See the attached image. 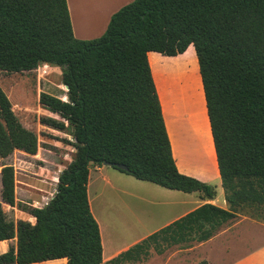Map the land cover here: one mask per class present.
Instances as JSON below:
<instances>
[{"label":"trees","instance_id":"1","mask_svg":"<svg viewBox=\"0 0 264 264\" xmlns=\"http://www.w3.org/2000/svg\"><path fill=\"white\" fill-rule=\"evenodd\" d=\"M190 45L228 209L205 203L112 264L146 258L162 242L159 254L205 242L238 208L264 210V0H133L91 40L73 36L66 0H0V71L62 68L66 100L41 93L39 103L63 120L47 124L67 129L75 150L46 205L27 210L34 224L8 220L0 204V241L16 239L15 250L0 253V264H101L87 194L91 166L109 163L138 181L215 197L214 187L176 166L147 58L149 52L175 57ZM37 148L36 135L21 125L0 88V158L14 151L35 155ZM0 185L1 201L13 206L12 166L3 165Z\"/></svg>","mask_w":264,"mask_h":264},{"label":"rangeland","instance_id":"2","mask_svg":"<svg viewBox=\"0 0 264 264\" xmlns=\"http://www.w3.org/2000/svg\"><path fill=\"white\" fill-rule=\"evenodd\" d=\"M149 61L159 88H163V80L164 83L165 81L168 83L165 88L169 89L171 108L173 106L177 110V120L172 130V146L179 170L214 187L216 202H224L227 205L217 172L193 48L189 47L185 53L176 58L151 54ZM61 74L62 68L58 66H39L32 71L15 74L0 71V88L7 96L13 113L21 125L33 132L38 140L35 155L14 151L7 158H0V171L3 165H10L14 172L13 206L3 203L0 198L7 219L14 223L22 220L34 224V218L27 213V210L46 205L56 191L58 175L71 161L75 152L72 145L74 140L69 135V131L67 129L59 131L47 124L51 119L59 122L63 120L57 114L42 108L39 103L41 93L66 100ZM194 94L200 104L202 118L196 117L194 108L188 105L190 101H194ZM200 120L204 121L205 134L199 128ZM118 180L127 193L121 194L115 190L120 184ZM140 184L147 187L138 191L136 186ZM152 187L158 188L148 183H140L111 167H102L100 172L93 173L88 194L93 216L98 219L102 227L106 246L105 257L109 256L110 251L122 252L139 243L136 242L135 237L140 235V226L147 227L157 222L151 215L156 212V206L146 203V200L158 201L150 191ZM174 194L184 196V193L174 192ZM166 201L175 205L170 206L169 218L182 212L183 208L178 204L182 199L171 197ZM235 218L232 223L237 220H243L245 223L237 229L241 230L240 238L227 243L229 248L224 255L225 258L238 255L245 248L253 249L256 245L264 244V210L244 206L238 208ZM246 222L255 224L250 225ZM15 245V238L8 240L4 242L3 247L0 245V252L15 250ZM164 245L163 242L157 246L152 245L148 249L146 258L123 264H176L174 259L167 262V256L177 250H180V258L183 259L184 264H194L201 251L196 247L197 242H190L174 245L160 254L157 253V248ZM167 251L170 253L167 254ZM217 252L218 255L224 254L219 250ZM214 258L219 260L216 256Z\"/></svg>","mask_w":264,"mask_h":264},{"label":"crops","instance_id":"3","mask_svg":"<svg viewBox=\"0 0 264 264\" xmlns=\"http://www.w3.org/2000/svg\"><path fill=\"white\" fill-rule=\"evenodd\" d=\"M132 0H66L67 3V8L69 11V17H70V22H71V27H72V32L73 36L76 39L79 40H91L95 39L97 37H100L106 30L108 22L110 20L111 15H113L115 12H117L122 6L127 5L130 3ZM189 47H192L190 45ZM151 54H157L160 56H163L159 53L155 52H149L147 54L148 58V63L151 69L152 77L155 83V87L157 90V94L159 97V101L161 104V109H162V114L163 118L165 121V126L167 129V133L170 139L171 143V149H172V154L173 158L174 157V149L172 146V134L175 127V121L177 120V110L176 107L174 108L171 105L170 107L167 106V103L164 101V90H165V83L163 80V88L161 89L158 86L157 80L155 79L154 72L152 70L150 61H149V56ZM179 56V55H177ZM175 57H167V58H176ZM41 66H48V65H41ZM162 90V91H161ZM171 100V98H170ZM168 99V103L170 102ZM185 101V100H183ZM176 163V160H175ZM177 166V164H176ZM106 167V166H102ZM102 167H97V166H91L89 170V180H88V185H87V194L89 193V188H90V183H91V178L93 173H98L102 170ZM178 168V166H177ZM179 170V168H178ZM180 173L182 171L179 170ZM184 174V173H182ZM134 179V178H133ZM138 181V180H137ZM120 183L121 181L118 180ZM140 183H148L151 185H154L149 182H144V181H139ZM144 184H140L137 187V190H144L145 187L147 186H142ZM158 188H150V191H152L155 195V197L158 199L157 202L149 201L146 200V203L151 205V206H156L157 209L154 214H151L153 216V220L157 222H153L147 227L145 226H140V235L135 237L136 242H140L150 235L160 231L161 229L165 228L175 220L181 218L182 216L186 215L187 213L193 211L194 209L198 208L199 206L205 204V203H210L212 205H215L219 208L228 209V205H226L224 202L217 203L216 198L214 197L212 200H207L205 198H202L201 194H195L194 193H184V196H179V194H174L175 193H183L180 191H175V190H169L165 188H161L157 185H154ZM122 187V184L120 183L118 187H115V190L118 193L124 194L127 193ZM171 197H179L182 199V201L178 204L182 206V212L174 215V217H168L170 215V206H175L173 204H170L168 201L169 198ZM88 200H89V194H88ZM89 205L92 213V208H91V203L89 200ZM186 208V209H185ZM93 215V213H92ZM94 217V216H93ZM166 218V219H165ZM236 219V218H235ZM95 220L98 223L99 226V231H100V238H101V245H102V262L101 264L104 263H111V259L119 255L120 253L126 251L127 249L123 250L122 252H115L112 253L111 251L108 252L109 256L105 257V239L103 238L102 234V227L100 225V222L98 219L95 217ZM233 220L226 222L223 224L219 230L207 241L198 243L199 249H201L199 255H197L198 259L194 264H197L200 261H206L208 264H264V244L263 245H256L255 248L253 249H243L241 253L238 255H233L230 258H225V253H227L229 246L227 243L231 240H238L241 235V230L238 231L237 229L245 223L243 220H237L236 222H233ZM249 223L250 225H253L255 223L253 222H246ZM137 230V229H135ZM8 241V240H7ZM1 242H6V241H1ZM1 246L4 244H0ZM3 247V246H2ZM172 247V246H171ZM170 248V247H169ZM168 249V248H167ZM222 251L224 252L223 255H218L217 251ZM226 251V252H225ZM216 252V254H214ZM3 253V252H0ZM170 252L167 251V254ZM218 258L219 260L215 259ZM172 259L175 260L174 263L176 264H184L183 259L180 258V250H177L176 252H173L171 255L167 256V262H170ZM221 259V260H220ZM56 261V264H66V259H59V260H52ZM50 262V261H47ZM133 262V261H130ZM137 262V261H135ZM44 263V262H42ZM126 263V262H124ZM41 264V263H37ZM123 264V263H121ZM147 264V263H146Z\"/></svg>","mask_w":264,"mask_h":264},{"label":"bare ground","instance_id":"4","mask_svg":"<svg viewBox=\"0 0 264 264\" xmlns=\"http://www.w3.org/2000/svg\"><path fill=\"white\" fill-rule=\"evenodd\" d=\"M167 84L168 83L165 81V86L166 87L168 86ZM164 97H165V102L167 103V106L170 107L171 102L168 103V99H169V89L168 88H165V90H164ZM193 99H194V101H190V103L188 105H189V107L194 108V110H195L194 115H196V117L202 118V110H201V107H200L199 102L196 99V95L195 94L193 95ZM191 100H192V97H191ZM199 128H200L201 132L203 134H205L204 133V130H205L204 121L202 122L200 120V122H199Z\"/></svg>","mask_w":264,"mask_h":264},{"label":"water","instance_id":"5","mask_svg":"<svg viewBox=\"0 0 264 264\" xmlns=\"http://www.w3.org/2000/svg\"><path fill=\"white\" fill-rule=\"evenodd\" d=\"M64 87H65V90L67 91L68 90L67 86H64ZM103 166L111 167V165L109 163H103ZM114 167H117L118 169H121V170H126V167L124 165H121V164H116V165H114Z\"/></svg>","mask_w":264,"mask_h":264},{"label":"built area","instance_id":"6","mask_svg":"<svg viewBox=\"0 0 264 264\" xmlns=\"http://www.w3.org/2000/svg\"><path fill=\"white\" fill-rule=\"evenodd\" d=\"M44 67V66H43Z\"/></svg>","mask_w":264,"mask_h":264}]
</instances>
